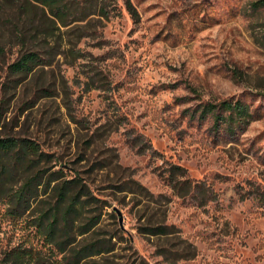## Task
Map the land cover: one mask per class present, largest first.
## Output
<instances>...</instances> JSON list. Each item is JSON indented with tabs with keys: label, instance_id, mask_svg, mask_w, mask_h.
<instances>
[{
	"label": "rangeland",
	"instance_id": "1",
	"mask_svg": "<svg viewBox=\"0 0 264 264\" xmlns=\"http://www.w3.org/2000/svg\"><path fill=\"white\" fill-rule=\"evenodd\" d=\"M66 1L79 8L66 27L39 8L32 23L0 12V137L37 143L41 170L90 184L102 214L90 239L114 251L86 264H264V0ZM15 26L48 64L4 95ZM225 101L249 108L245 131L203 115ZM173 164L189 192L165 183ZM39 210L15 220L0 203V255L46 252ZM152 226L172 233H141Z\"/></svg>",
	"mask_w": 264,
	"mask_h": 264
},
{
	"label": "trees",
	"instance_id": "2",
	"mask_svg": "<svg viewBox=\"0 0 264 264\" xmlns=\"http://www.w3.org/2000/svg\"><path fill=\"white\" fill-rule=\"evenodd\" d=\"M16 4L11 7L3 4L5 6L2 8L5 11L12 9V14H5L4 10L0 12L17 21L25 17L28 23H32L33 9L39 8L44 14L48 12L52 16L55 26L60 24L66 27L68 18L79 11L78 7L66 0H21ZM263 6L264 1L253 5L255 8ZM127 9L133 18L137 17L129 2ZM15 28L20 32L17 34L20 56L8 67L7 81L3 84L4 95L10 89V84H13V89L18 86L21 80L16 77L26 78L48 64L39 52L28 48L30 41L26 39L25 31L21 27ZM53 30L52 27L50 31L53 33ZM6 112L1 107L0 128L4 127ZM220 113L227 115L222 121ZM207 114L215 118L216 125L225 126L232 134L239 130L245 131L253 119L249 108L241 101H225L219 106H206L203 115ZM48 157L40 152L37 143L28 139L0 137V203L6 207L7 216L15 220L32 216L40 207L37 214L33 215L31 227L37 230L47 248L46 252L33 247L12 248L0 255V264H86L89 260L104 257L114 251L110 240L90 239L102 218L101 213L91 216L98 209L89 211L100 203L93 195L90 184L79 176L67 178L63 171L41 170L38 164L45 162L44 159ZM163 176L167 186L180 190V194L191 190V182L183 180L187 176L186 168L169 165ZM45 196L51 197L53 201L48 207H42ZM141 233L164 237L172 232L167 226H152L143 228Z\"/></svg>",
	"mask_w": 264,
	"mask_h": 264
}]
</instances>
